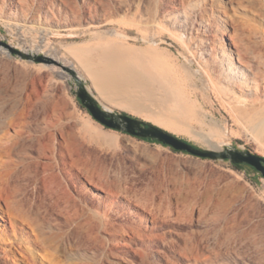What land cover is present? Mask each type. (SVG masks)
<instances>
[{
    "label": "rangeland",
    "instance_id": "374dc122",
    "mask_svg": "<svg viewBox=\"0 0 264 264\" xmlns=\"http://www.w3.org/2000/svg\"><path fill=\"white\" fill-rule=\"evenodd\" d=\"M182 1L188 0H0V40L64 62L78 74L83 72L71 62V46H112L154 80L156 93L152 100L140 92L145 107L139 112L112 109L202 148L235 145L264 156V133L250 127L219 85L209 82L197 40L182 38L180 28L166 21ZM216 1L227 5L234 26L242 28L234 0ZM54 66L60 67L0 44V264H264L261 173L104 126L72 91V75ZM179 93L186 94L187 107L178 104ZM100 175L104 183L110 176L129 191L157 199L167 195L217 206L200 220L189 211L158 216L153 232L160 238L116 235L89 220L105 214L113 230L138 220L124 197L109 202L98 196ZM135 211L146 226L151 215ZM145 233L151 231L145 227ZM200 234L208 236L209 246L198 262H185L180 246Z\"/></svg>",
    "mask_w": 264,
    "mask_h": 264
},
{
    "label": "bare ground",
    "instance_id": "6f19581e",
    "mask_svg": "<svg viewBox=\"0 0 264 264\" xmlns=\"http://www.w3.org/2000/svg\"><path fill=\"white\" fill-rule=\"evenodd\" d=\"M185 2L182 1L180 6L169 10L170 12L165 15L166 21L180 28L182 38L194 37L197 40V46H201V54H203L202 66L208 72L209 82L213 83V86L219 85L232 108L249 122L250 127L252 126L260 134L264 133V0H234V7L243 18L242 28L234 26L235 17L228 12L225 7L227 5H220L216 0ZM13 8L19 10L18 2H13ZM229 26L233 28L229 29ZM60 29H67V26H61ZM85 45L69 48V54L73 58L71 62L74 66H80L82 72L92 78L100 94L111 103L139 112L145 107L139 99L140 92L148 99L156 98L154 80L140 73L136 65H132L122 54L116 53L112 46H103L99 49ZM56 65L62 69L66 66L59 60ZM54 67L57 73L62 75L60 67ZM177 96L178 104L187 107L189 101L186 94L179 93ZM67 162L73 163L74 160L69 158ZM105 177L106 183L103 182L101 175L96 182L101 190L98 196L109 199V202H115L114 198L124 197L129 212L138 220L135 219L133 224L119 225L117 229L113 226L115 230L109 228L112 223L111 218L109 219L105 214L98 213L89 220L90 223L94 220L99 227L110 233L116 231V235L132 233L150 239L160 238V234L153 232L158 216L189 211L192 218L200 220L206 218L208 213L214 212L217 206L210 201L204 203L196 200L175 201L167 195L157 199V194L132 192L121 182L111 179L110 176ZM92 179L94 181V177ZM136 209L146 210L151 215L146 220V226L140 223L144 218L135 211ZM145 227L151 233H145ZM208 246L209 238L206 234L187 237L180 246L179 257L185 262H198ZM161 264L182 263L167 260Z\"/></svg>",
    "mask_w": 264,
    "mask_h": 264
},
{
    "label": "water",
    "instance_id": "95a60500",
    "mask_svg": "<svg viewBox=\"0 0 264 264\" xmlns=\"http://www.w3.org/2000/svg\"><path fill=\"white\" fill-rule=\"evenodd\" d=\"M0 44L8 47L13 53L19 54L23 58L34 59L36 61L48 60L56 62L52 58H48L43 54H31L21 49L11 46L9 43L0 40ZM68 71L74 81L72 91L80 99L81 103L90 111L92 116L106 127L121 130L131 135L141 138H151L163 144L169 145L176 150L189 152L204 158L230 160L233 163H246L254 167L264 176V156L252 151L249 148H240L235 145L226 146L224 149L214 150L202 148L181 138L167 129H159L143 124L141 121L135 120L125 111L108 109L103 106L97 98L90 92L88 85L78 72L68 66H63Z\"/></svg>",
    "mask_w": 264,
    "mask_h": 264
},
{
    "label": "trees",
    "instance_id": "16d2710c",
    "mask_svg": "<svg viewBox=\"0 0 264 264\" xmlns=\"http://www.w3.org/2000/svg\"><path fill=\"white\" fill-rule=\"evenodd\" d=\"M81 105V107H83L84 108V106L82 105V104H80ZM126 114H129L131 117H133L135 120H138V121H141L143 124H145V125H147V126H151V127H156V128H159V129H163L162 127H160L159 125H156V124H154L153 122H151V121H147V120H144V119H142V118H140V117H137V116H135V115H133V114H130V113H128V112H125ZM125 133H127V132H125ZM129 134V133H128ZM134 136V135H133ZM135 137H137V136H135ZM137 138H139V139H141V140H146V141H150V142H156V143H160V144H162V145H164V146H168V147H170L172 150H174V151H176V152H180L179 150H176V149H174L173 147H171V146H169V145H166V144H163V143H161V142H159V141H157V140H153V139H151V138H141V137H137ZM183 152V151H182ZM185 153H189V152H185ZM231 164H232V166L234 167V168H236V169H238V170H246V171H248V172H255V173H260L259 171H257L254 167H252L251 165H248V164H246V163H233V162H231ZM252 180H254V181H256V179L255 178H252Z\"/></svg>",
    "mask_w": 264,
    "mask_h": 264
},
{
    "label": "crops",
    "instance_id": "0c3cea01",
    "mask_svg": "<svg viewBox=\"0 0 264 264\" xmlns=\"http://www.w3.org/2000/svg\"><path fill=\"white\" fill-rule=\"evenodd\" d=\"M81 77H83L85 79V81L88 83V86L90 87L91 91L93 92V95L97 98H102L104 97L103 95L100 94L99 90L94 86L93 84V80L90 76H88L87 74H85L84 72L82 74H80ZM107 101L108 99L106 97H104ZM109 102V101H108ZM111 103V102H109ZM111 106H115V107H119V106H116L114 104H110V105H106L105 107H108L110 108ZM122 108V107H120ZM111 109V108H110Z\"/></svg>",
    "mask_w": 264,
    "mask_h": 264
}]
</instances>
